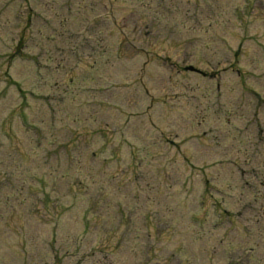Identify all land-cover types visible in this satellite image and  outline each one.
Instances as JSON below:
<instances>
[{"label":"rangeland","instance_id":"obj_1","mask_svg":"<svg viewBox=\"0 0 264 264\" xmlns=\"http://www.w3.org/2000/svg\"><path fill=\"white\" fill-rule=\"evenodd\" d=\"M260 181L264 0H0V264H264Z\"/></svg>","mask_w":264,"mask_h":264}]
</instances>
